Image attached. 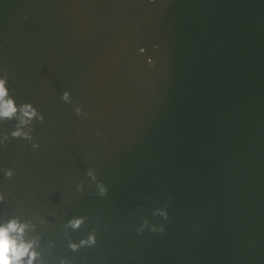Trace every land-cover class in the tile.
I'll return each mask as SVG.
<instances>
[{
  "label": "water",
  "instance_id": "water-1",
  "mask_svg": "<svg viewBox=\"0 0 264 264\" xmlns=\"http://www.w3.org/2000/svg\"><path fill=\"white\" fill-rule=\"evenodd\" d=\"M0 68L17 103L46 117L36 152L0 147V167L15 170L0 177V214L37 222L29 235L48 264H264L262 0H0ZM89 166L105 197L90 182L77 192ZM165 201L166 232L138 236ZM73 214L88 220L64 229ZM92 227L95 247L67 249Z\"/></svg>",
  "mask_w": 264,
  "mask_h": 264
},
{
  "label": "clouds",
  "instance_id": "clouds-1",
  "mask_svg": "<svg viewBox=\"0 0 264 264\" xmlns=\"http://www.w3.org/2000/svg\"><path fill=\"white\" fill-rule=\"evenodd\" d=\"M264 2V0H262ZM27 18V17H25ZM159 44H153V48H158ZM137 53L143 56L147 49L139 46ZM146 63L150 67L155 66L152 56L146 57ZM60 101L71 106L72 112L77 117H86L87 113L80 103L75 102L69 89H64L60 96ZM45 113L39 106L29 100L17 103L16 97L12 94L9 87V76L7 72L0 68V122L12 121V126L7 131H0V147L4 146L10 138L19 139L30 145V149L36 152L41 148L39 140L34 137V123L44 122ZM96 137H103L101 129L94 130ZM107 144V140L102 141ZM13 167H0V177L5 180H11L14 177ZM90 182L94 191L90 193L93 197H105L109 191V186L98 177L97 169L89 166L78 179L74 186L77 192L83 193L86 190V184ZM9 193L0 189V203H4L9 198ZM170 201H165L161 206L151 209V217L160 218L157 222H152L149 216L141 215L139 223L134 226V232L139 236L145 232L152 234H164L166 232V222L170 219L169 213ZM88 217L82 214H73L68 217L64 223V229L77 231L86 223ZM46 221L40 217L38 223L43 224ZM37 222L31 218H21L19 215L5 216L0 214V264H48L41 251V242L39 235H29L35 233ZM97 229L92 227L90 230L81 234L78 240L69 239L67 249L76 252L81 248H93L97 245ZM52 241L48 242V248H52ZM55 264H73V259L67 256H60Z\"/></svg>",
  "mask_w": 264,
  "mask_h": 264
}]
</instances>
